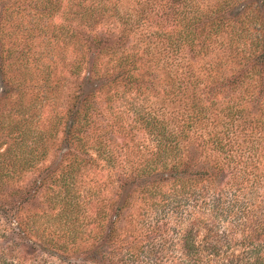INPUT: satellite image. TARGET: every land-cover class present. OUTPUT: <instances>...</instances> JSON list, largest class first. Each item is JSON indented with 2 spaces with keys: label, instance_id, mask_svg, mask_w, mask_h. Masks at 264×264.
Instances as JSON below:
<instances>
[{
  "label": "rangeland",
  "instance_id": "rangeland-1",
  "mask_svg": "<svg viewBox=\"0 0 264 264\" xmlns=\"http://www.w3.org/2000/svg\"><path fill=\"white\" fill-rule=\"evenodd\" d=\"M63 2L62 11L69 1ZM104 2L112 9L119 0ZM172 4L181 12H189L190 17L212 10L216 18L221 9L225 10L223 13L226 15L231 12V18L242 12L258 16L263 24V31L258 33L264 35V0H121L118 9L131 11L139 23L131 22L133 26L130 27L118 23L116 17H110L102 23L82 24L68 20L58 22V17L50 16L47 27L50 33L35 36L32 42L25 38L30 26L17 21L21 10L31 9L28 2L0 0V8L3 5L7 8L5 14L3 11L0 13V38L3 36V40H0V167L6 165L0 171V175H3L0 177V264H99L101 257L92 261L93 256L90 255L97 249L107 251V255L113 252V264H123L124 254L120 248L131 247L136 248L133 251L136 258L128 264H195L194 260H185L182 242L176 243L178 239L171 235L175 241L166 237L168 230L174 231V218L188 224L193 221L187 215H182L185 208L181 207L172 219L166 217V171L154 177L162 178V181L153 182V176L151 179L138 176L155 159L157 146V135L142 124L140 114L155 117V123L158 121L160 127L163 124L166 127L168 122L178 125L185 110V114H190V110H204L199 118L206 116L207 119L204 125L199 122L195 126H202L196 133L201 134L206 128L214 130V123L215 132L224 134L226 128L218 122L230 121L227 108L232 107L233 111L242 110L241 118L246 120L241 126V119H236L234 125L229 124L227 134L257 143L264 136V122L260 121L264 119V102L255 101L252 91H258L259 88L253 82L248 85L249 91L245 83L234 88L223 87L214 94L211 91L212 84L204 78L196 93L191 92L188 85L182 86L181 92L179 86L172 90L171 75L180 78L191 67L195 68L192 72L198 75L212 67H216V70L215 64L220 65V70L230 79L239 73V69L231 71L229 68L232 61L236 60L233 58L235 53L227 50V43L234 33L225 29L228 24L235 25V22L222 18L226 27L215 41L212 38L214 44L205 55L198 52L201 45L199 41L195 42L193 49L189 45L190 39L200 36L204 16L201 21L187 19L181 22L183 16L177 18L169 12ZM217 18L221 20V14ZM47 20L49 18L46 17ZM53 22L63 24V29L56 26L58 30L54 31ZM186 23L190 24V28L194 27L187 40L179 38L182 29L184 34H188ZM251 28L249 34H257L255 26ZM122 32L127 38H122ZM54 33H63L66 41L57 39ZM240 33L247 35V28L243 27ZM168 35H172V39ZM98 36L102 40L106 36L111 49L120 53L134 50L146 59L150 55L158 65V70L148 77L151 81L146 80L143 85L140 84L139 88L150 89L143 93L136 92L135 85L124 87L119 82L97 91L106 82L96 81L95 111H91L89 118L91 125L87 132L79 133L76 131L79 125L75 124L72 129L75 133L70 135L71 138L74 134L75 140L69 138V145L66 130L73 117H70L68 109L73 106L75 97L82 93L81 89L87 86L90 88L85 83L88 61L97 59V66L101 69L99 74H104L106 70L113 72L114 64L109 55L103 56L96 49L91 50L93 53L89 49L86 51L88 45H95ZM77 40L87 44L81 53L84 66L80 73H71L74 58L66 57L69 54L65 49L70 48L68 41ZM48 47L61 50L62 55L57 59L63 60L57 68H53L50 83L45 85L42 73L46 74L44 70L48 58L41 55V52ZM56 50L51 55H55ZM22 53L28 59L24 56L22 60L18 59ZM239 56L243 57L242 54ZM25 73L28 76L26 81L22 80L23 88L12 87V84L20 83V74ZM9 78L12 82H9ZM116 91L119 94L114 95ZM21 92H26L24 100L18 99ZM18 102L22 106L19 108H30L26 114H19L22 110L16 106ZM19 120L33 130V137H28L25 143H22L18 132L11 130L12 125ZM242 128L244 130L240 132ZM194 130L193 127L186 134L193 136ZM97 140L102 141L100 147L97 146ZM247 146L246 154H254L250 149L252 144ZM203 154L210 157L209 150ZM16 157L30 158L31 163L26 167L19 163L12 166L10 159ZM256 158L254 166L249 167V172L254 175H249L250 179L241 185L238 197L233 193L237 188L231 189L233 196L230 193V198L236 200L240 197L244 201L259 198V202L264 201V158L255 162ZM164 161L162 159V163ZM159 163L157 161L153 166L162 170V164ZM131 172L134 175H130ZM256 174L257 178L254 177ZM134 177L136 180L133 184L122 189L124 180H132ZM129 189L133 191L131 201L125 211L120 212L124 192ZM177 215L180 218L182 216L183 220ZM240 222L237 220L227 227L230 234L237 236L234 242L242 239L240 236L244 226H239ZM112 234L125 235L127 241L120 247L116 238L110 243L109 237ZM206 234L205 229H202L197 240H204ZM169 244L177 251L176 262L165 255ZM174 245L179 248L176 249ZM223 258L217 261L216 258H210L208 264H224ZM108 261L110 259H104L103 264Z\"/></svg>",
  "mask_w": 264,
  "mask_h": 264
},
{
  "label": "trees",
  "instance_id": "trees-1",
  "mask_svg": "<svg viewBox=\"0 0 264 264\" xmlns=\"http://www.w3.org/2000/svg\"><path fill=\"white\" fill-rule=\"evenodd\" d=\"M68 1L69 2H66L67 5L65 6L64 11H62V5L64 3L63 0H19V2L22 3L28 2L29 7L31 8L30 10L28 8L21 10V14L19 12L18 15H20L17 17L18 23L24 22L30 26L28 31L29 34L25 35V38L30 39V41L32 40L33 42L35 36L39 37L42 34H47L49 32L47 27H49L48 22L50 21V16H53L54 18L58 17V22L61 20H68L71 23L80 22L82 24H98L102 23V21H105L106 19L108 21L110 17H116L118 23L121 22L122 24L130 27L133 26V24H130L131 22L139 23V20H135L134 14L131 11L126 10V12H123L118 9L121 0H119L117 6L112 9H109V5H107L104 0ZM123 2L125 3V1ZM3 6L0 8V13L7 10V8L5 9ZM172 6L173 7H170L169 12L177 18L183 16L181 17V22L187 21V19H191V21H201V17L204 16V21L201 23L202 28L200 36L198 38L194 36L190 39L189 41L191 43H189V45L193 49L195 42L199 41L201 45L198 52L204 53L205 55L209 53V47L214 44L217 36H219L223 32L224 27H226L223 20L235 22V25L228 24L225 29H230V31L234 33L227 43V50L235 53L236 56L233 55V58L236 60L232 61L229 68H231V71L235 68L239 69V73L234 74L235 79L233 77L230 79L224 75V72L220 70V65L218 64H215V66L217 65L216 70V67H212L209 71L203 70L200 74L203 77L193 73L195 68L191 67V69L188 68V70H186L180 78L171 75L170 83L172 85V90L176 86H179L178 89L179 92H181V87L188 85L191 88L190 90H192L191 92L196 93L195 91L198 90L197 88L203 84L204 78H207L209 84H212L211 91H213L214 94H217V92H219L223 87L231 86V88H234L245 83H247L246 90L249 91L248 85L253 82L256 83L259 88L258 91H252L255 101L257 103H263L264 35H260V33H258L259 31H263V24H261L258 19L259 17L255 15L252 16L251 14L245 15V13L243 14L242 12L240 14H243L242 17L239 15L231 18L229 16L233 14L229 12L228 15H226V13H223L225 10L222 9L219 11L220 13H218V16L221 14V20L220 18H217L218 16H215L216 18H214L212 10L203 11L202 15L197 14L190 17L189 12H181L176 9V5L172 4ZM5 13L6 12H4V14ZM7 16H11V14H8ZM11 17L14 18V16ZM46 17L47 19L49 18L47 22ZM9 18L6 20L10 21ZM258 20L259 22H257ZM53 23H55L53 24L54 31L58 30L56 26H60L62 29L64 27L61 23ZM252 25L255 26V30L257 29V34L255 35H251V33L249 34V31L251 32V29H253L251 28ZM185 27L189 28H185L188 34H184L182 29L179 38L183 37L187 40L194 27L192 26L190 28V24L188 23H186ZM243 27L247 28V35L240 33ZM124 32H122V38L125 39L127 38V35ZM172 35H168L170 39H172L175 34L173 36ZM54 36L63 42L66 41V37L63 33L61 35L54 33ZM103 38L104 39L102 40L98 36L97 40L94 41L95 45L91 47L88 45L87 47L89 48H86V51L88 49L89 51L96 49L99 50L100 54L103 56L109 55L114 64L112 67L113 72L109 73V71L106 70L104 74H99L101 69L97 66V59L90 62L88 61L87 65L85 64L86 70L88 71L85 76V83L89 84L90 88L88 89L87 87L89 86H87L86 88L81 89L82 93L75 97L73 106L68 109L70 117H73L66 130L69 145L70 135L75 133V131H72L75 124L79 125V128L76 130L79 133L82 131H84V133L87 132L86 130L91 125L89 118L91 117V111H95L94 103L96 92L94 91L96 87L94 86V83L96 81L106 82L103 83L101 88L97 89V91H102L105 87L109 88L111 84L114 85L115 82H119L120 85H124V87H127L128 85H135L137 87L136 92L143 93L150 89L139 88L140 84L143 85L146 80L151 81L148 77L155 74L158 70V65L155 63L154 58L150 55L149 58L146 59L141 56L139 52H135L134 50L126 53H120L117 50L111 49L112 47L109 46V43L107 44L108 40L106 41V36H103ZM0 40H3V36ZM68 43L70 48L65 49V51L68 52L69 56L67 55L66 57L74 58V62L71 64V73H80L81 68L84 66V56L81 53L84 46L87 44L79 43V40L76 42L68 41ZM54 50H56L55 47H52V49L48 47L41 52L43 53L41 55H45L48 58V62H46L44 70L46 71V74L42 73L45 85L50 83V76L51 73H53V68H57V66L61 64V60H63V58H61V60L57 59V57L62 55L60 52L61 50H56V54L51 55ZM91 53L93 52L91 51ZM240 54H242L243 57L239 56ZM22 56H24L23 53L18 59L22 60ZM24 57L28 59L27 55ZM212 69L216 73L213 72ZM27 76L28 75L26 73L24 75L20 74V78L18 79L20 83H17L16 85L12 84V87L23 88L22 83L23 81H26ZM9 82H12L10 78ZM185 89L189 88H184V90ZM116 94H119V92L116 91L114 95ZM25 95L26 92L19 93L18 99L23 98L24 100ZM16 106H18V109L22 110L19 114H26V112L30 109L19 108L22 107L21 103L16 104ZM227 110L230 121L218 122V124L226 128V132L224 134L218 131L215 132L216 125L214 123H212L214 130H207L206 128L205 132L201 134L196 133L198 129H202V126L200 125L198 128H195V126L199 124V122L204 125L203 123L207 119L206 116H204L203 119L199 118V115L203 113L204 110H190V114H185L187 111L185 110L179 119L180 125H176L174 122H168L166 127L164 124L160 127V123L158 121L155 123V117H151L150 115L143 116L140 114L142 124H144L148 130L150 129L151 132L157 135V146L154 153L156 156L155 159H153L145 169L140 171L141 174L138 176L151 179L152 176L154 178L166 171V217L172 219V217L175 216L174 213L179 211L181 208H185L182 210V215L185 214L190 218V220L193 219V221L188 224L185 221L178 222V220L174 218L173 221L175 224L173 225H176L175 228H173L174 231L168 230V233H166V237H170V235L174 238L176 237L178 239L176 243H183V251H185V254L183 255L185 260L187 258V260H189L188 262L194 260L195 264H208L210 258H216L217 261L218 258L224 256V264H264V201L259 202V198L255 201L250 198L244 201L240 200V197L236 200H234L235 198L229 197L230 193L232 195L231 189L233 190L236 188V191L233 193L235 197H238L241 192V185H243L246 180L250 179L249 175H254L249 172V167L254 166L253 161L256 156L257 158L255 162H258V159L262 157L264 158V136H262L258 142L255 143L237 135L233 137H231L230 134L228 135L229 124L234 125L236 119H241L242 122L239 125L241 126L246 119L241 118L242 110L233 111L232 107H228ZM209 112L210 110H208V113ZM260 121L264 122V119H260ZM193 127L196 130H194L193 136L186 134L189 133ZM238 127L236 128V131H238ZM11 130L19 133L17 135L20 136L22 143H25L28 140V137H33L34 135L32 133L33 130L23 124L22 120L13 124ZM243 130L244 128H242L240 132ZM194 136L196 137L194 138ZM73 137L74 134L71 137L72 140L70 138L71 141L75 140ZM18 141L20 140H16V142ZM97 142V146L100 147L102 145V141L97 140L96 143ZM246 144H252L250 149L254 151V154H246V151L248 150V146ZM208 150L210 151V157L203 154ZM221 155H224V157L219 158ZM162 159H165L164 163H162ZM10 161L12 166L19 163L21 166L26 167L27 164L31 163V159L26 157L11 158ZM157 161L160 162L159 164H162V170H160L158 166H153V164ZM4 167H6V165H3V167L1 166L0 171H2ZM256 167L257 166H255V168ZM130 175H134V173L131 172ZM2 176L3 175H0V177ZM254 177L257 178L258 175L256 174ZM135 178L136 177L132 178V180H124L122 189L131 186L134 180H136ZM152 181H162V178H154ZM132 193L133 191L130 189L128 192H124L123 204L122 207L119 208L120 212L123 210L125 211V207L128 206L129 201H131L130 197L132 196ZM150 194L153 196L155 195L153 193ZM180 220H183L182 216ZM237 220L241 221L239 226H244V230L240 236L242 238L241 241L234 242V239H237V236L235 237L233 234H230L227 227ZM202 229H205L207 234L204 237V240L198 241L197 238L199 239ZM115 238L117 240L116 242H118V244L120 243L119 247L122 246V243L127 241L125 235L112 234V236L109 237V242L113 243ZM169 239L175 241L171 237ZM232 242H234V244H232ZM235 245L240 247H235ZM134 248L135 247H131L129 249L120 248L122 254H124L123 264L133 262L132 260L136 258L135 253H133L136 249ZM178 248L179 247L176 246V249ZM166 249L168 250L165 254L166 257L169 260L172 259L171 261L176 262L177 255L175 252L177 251L174 250L173 245L169 244ZM106 252L100 249L95 250L92 254H90L93 256L92 261H95V259H98L100 256L101 260H99V264H103L104 259H110V262L108 261L107 264H113L114 262L112 258L115 257L112 254L113 252L108 255L105 254ZM114 252H117V250ZM180 259L182 260V257H180ZM217 263L219 264V262ZM186 264L189 263L186 262Z\"/></svg>",
  "mask_w": 264,
  "mask_h": 264
}]
</instances>
